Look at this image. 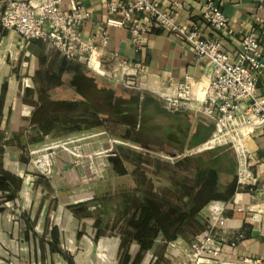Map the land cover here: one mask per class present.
Returning a JSON list of instances; mask_svg holds the SVG:
<instances>
[{"label": "crops", "instance_id": "crops-1", "mask_svg": "<svg viewBox=\"0 0 264 264\" xmlns=\"http://www.w3.org/2000/svg\"><path fill=\"white\" fill-rule=\"evenodd\" d=\"M8 1L0 0V14ZM154 1L162 11L173 14L185 31L196 27L205 36L209 34L203 17L206 0ZM211 1L227 19L224 30L217 36L223 53L231 61L241 52V38L251 30L256 32L260 50L264 53V0ZM115 2L80 0L82 10L89 14L80 27L82 37L97 41L98 34L106 31L105 50L98 54L102 72H110L117 67L116 62L124 61L132 76L138 74L135 65L140 66L139 76L143 77L144 83L142 88L133 89L95 72L87 74L86 78L94 82L102 99L98 105L104 123L94 128L105 133L108 125H118L129 135L116 139L134 144L140 151L143 161L137 168L140 175L138 190L146 195V201L141 205H150L154 200L176 207L192 203L196 190L193 158L206 153L215 159L229 153L232 166L228 167V172L215 167L216 188L212 194L217 197L207 200L194 217L207 218L209 227L212 226L218 236L221 250L217 257L201 258L194 264H245L247 259L264 262V127L242 139L247 152L245 171L241 169L243 160L239 161L240 168L237 154L230 147L207 148L216 131L214 120L188 108L170 109L162 99L170 95L171 85L184 83L186 79L193 82L206 80L208 62L195 60L192 47L178 34L165 30H151L145 34L142 48L137 52L131 43L130 29L144 23L147 17L134 15L122 28L107 26L108 19L119 20L118 16L108 14V6ZM45 49L49 47L39 40L24 41L0 28V121L9 132L12 130L9 128L11 119L25 118L30 122L36 106L32 92L38 87L33 79V60ZM257 78L256 95L264 98V68ZM110 91L121 98L118 102L122 105L133 106L132 114L126 113L115 119L107 114L111 105ZM48 96L51 100L81 99L73 88L66 86L55 87ZM246 105L245 100L238 104V114ZM1 156L0 180L7 174L10 184L5 188L0 182V264H157L156 260L162 261L169 248L175 247L174 251L179 252L187 247L182 236L169 242L159 238L140 262H134L139 253L137 244L131 242L127 248H120L117 203H112L105 211L95 200L89 202L86 199L95 196L94 186L70 195L62 188L60 180L52 184L42 175L38 177L12 152L6 151ZM72 156L79 157L76 152H72ZM159 157L170 161L166 162L171 170L170 187H167L168 181L155 177L159 174L158 164L146 162L148 158L157 161ZM49 163L48 157L44 156L37 169L49 173ZM122 167L128 174L130 169H135V165L126 159L122 161ZM183 171L190 173L186 180L177 175ZM149 178H154V182L148 181ZM228 185H232L229 193ZM75 195L79 197L71 199ZM217 215L226 220L224 226L210 224ZM192 234L195 238L198 230ZM161 247L163 255L158 258L155 255ZM123 255L127 256L126 261Z\"/></svg>", "mask_w": 264, "mask_h": 264}, {"label": "built area", "instance_id": "built-area-1", "mask_svg": "<svg viewBox=\"0 0 264 264\" xmlns=\"http://www.w3.org/2000/svg\"><path fill=\"white\" fill-rule=\"evenodd\" d=\"M203 11L205 25L209 29L207 36L196 27L185 31L175 16L162 11L154 0H116L108 6V14L118 16L119 20L108 19L106 25L122 28L134 15L144 14L147 20L130 29L131 43L137 52L142 48L145 34L151 30H165L178 34L185 44L191 46L195 60L208 62L206 80L193 82L186 79L184 83L171 85L170 95L162 100L170 109L188 108L213 119L216 130L213 137L217 145L227 144V137L232 134L228 143L237 154L238 163L243 160L245 171L247 152L242 146V139L264 127V98L256 95L257 77L264 68V53L260 50L256 32L251 30L241 38V52L231 61L223 53L217 36L224 30L227 19L211 0H206ZM88 18L89 14L82 10L80 0H9L0 14V28L24 41L39 40L67 60L79 62L111 82L127 88H142L144 79L139 76V65H135L138 73L135 76L128 73V64L124 61L116 62L117 67L110 72H102L98 54L105 50L106 31L98 34L97 41L92 37L84 39L80 27ZM243 100L247 101V105L238 114V104ZM238 142L240 147H237ZM212 146L210 144L207 148ZM262 166L264 168V161ZM212 220L219 227L226 222L218 215ZM190 250L196 261L219 255L221 249L212 226L196 237ZM244 263L264 264L260 260L248 259Z\"/></svg>", "mask_w": 264, "mask_h": 264}, {"label": "rangeland", "instance_id": "rangeland-1", "mask_svg": "<svg viewBox=\"0 0 264 264\" xmlns=\"http://www.w3.org/2000/svg\"><path fill=\"white\" fill-rule=\"evenodd\" d=\"M85 69L88 74L92 72L86 67ZM10 122L9 128L12 127V130L9 132L6 128L4 129V125L0 121V155L3 156L6 151L12 152L19 162L24 163L27 169L38 177L42 175L52 184L60 180L62 188L70 195L81 193V190L87 191L94 186L95 196L92 195L89 200L86 199L89 202L95 200L103 209L105 208V211H108L109 206L114 202L121 210V207H126L127 202L135 200L137 203H142L146 201L145 193L138 190L140 175L137 168L139 167L138 164L142 163L143 157L141 158L140 151L134 144L124 143L116 139L129 135L125 129L112 124L108 125L105 134L102 133L101 129L94 128L95 126H92L91 123H83L78 119H73V121L59 120L56 123L43 124L50 130V133L43 136L39 143H35L34 140L40 138L41 135L37 133L36 127L31 121L27 122L25 118H22L18 120L11 119ZM73 127H78V130L71 133L60 131L59 136L56 134L58 132H51L56 128ZM232 136V134H229L226 140L227 144H224V147L232 149L230 143H228ZM217 144L218 142L215 141L212 145L216 146ZM72 152H76L79 157L72 156ZM44 156H47L50 162L49 173L37 169L39 161ZM125 159L135 165V169H130L132 173H126L124 167H122V161L124 162ZM154 161L159 167V174L155 177L168 181L167 187H170L171 170L170 165L166 163L170 161L160 157L157 158V161L155 158L146 160L147 164L152 165ZM177 175L186 180L190 173L183 171ZM153 179L149 178L148 181L154 182ZM78 197V195H75L71 199L75 200ZM198 220L200 224L197 228L199 234L195 238L192 237L191 232L195 230L192 226L189 225L182 229V239L187 247L179 252L174 251L175 247H171V249L168 247L169 250L165 252L162 261L159 260V257L163 255V249L162 247L159 248L157 255H155L159 258L156 260L157 264L196 263L197 258H194L190 246L195 242L196 237L210 229L206 217H203V219L198 217ZM212 223L213 221L210 224ZM216 238H218L217 235ZM151 260H153V257Z\"/></svg>", "mask_w": 264, "mask_h": 264}, {"label": "trees", "instance_id": "trees-1", "mask_svg": "<svg viewBox=\"0 0 264 264\" xmlns=\"http://www.w3.org/2000/svg\"><path fill=\"white\" fill-rule=\"evenodd\" d=\"M33 61V79L38 87L32 92L36 97V106L30 121L36 127L37 133L41 135L34 140L35 143H39L43 136L50 133V130L43 125L49 122L78 119L83 123H91L95 127L103 126V112L98 105L102 100L101 94L96 91L94 82L89 77L86 78L88 73L84 65L67 60L56 51L51 53L49 49H45L43 54L37 55ZM63 86L73 88L81 99L51 100L48 92L55 87ZM128 98L131 100L130 96ZM109 99H111V105L107 114L113 119L126 113L132 114L133 106L122 105L118 102L121 98L115 96L112 91H110ZM77 130L78 127L56 128L51 132H58L56 134L59 136L60 131L71 133ZM192 165L195 168L196 182L192 203L176 207L161 202L156 203L155 200L150 205H141V202L137 203L133 200L127 202L126 207H121V210L117 207L116 216L120 224L117 233L120 237V248L125 249L131 242L136 243L139 253L134 262L142 260L144 253L150 250L155 240L162 238L166 242L173 241L178 236H182V229L189 225L198 230L200 224L198 219H194L195 213H198L211 197H217L212 194L216 188V180L213 179L217 173L215 167L224 169L226 173L228 167L232 166L229 153L215 159L206 153L199 154L193 158ZM9 179V175H3V179L0 180L4 184L3 187L10 184ZM226 189L229 193L232 185H228ZM123 259L126 261L128 258L123 255Z\"/></svg>", "mask_w": 264, "mask_h": 264}, {"label": "bare ground", "instance_id": "bare-ground-1", "mask_svg": "<svg viewBox=\"0 0 264 264\" xmlns=\"http://www.w3.org/2000/svg\"><path fill=\"white\" fill-rule=\"evenodd\" d=\"M214 140H215V138L214 137H212V139L210 140V142H209V145L210 144H214ZM49 152V151H48ZM49 154V153H48ZM90 156H92V155H90ZM94 158V157H93ZM88 161V160H87ZM241 168V167H240ZM241 169H243L244 170V165H243V167L241 168ZM52 172V171H51Z\"/></svg>", "mask_w": 264, "mask_h": 264}]
</instances>
